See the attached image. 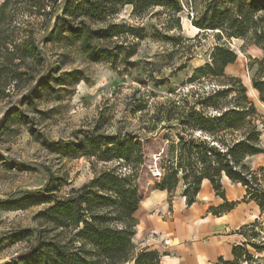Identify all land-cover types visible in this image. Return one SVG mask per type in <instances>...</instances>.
<instances>
[{"label":"trees","instance_id":"obj_1","mask_svg":"<svg viewBox=\"0 0 264 264\" xmlns=\"http://www.w3.org/2000/svg\"><path fill=\"white\" fill-rule=\"evenodd\" d=\"M127 4L137 16L153 6L181 10L179 0H0V101L29 69L35 73L42 69L45 75L52 72L50 63L44 64L37 53L41 40L79 41L91 61L112 62L121 54L126 60L135 54L134 39L145 37L143 28L114 21L120 7ZM187 4L196 10L191 22L199 29L217 30V38H241L264 50V0H201L199 10L196 0ZM39 31L43 32L41 39L36 38ZM114 38H123L124 43L100 44ZM236 57L224 42L216 44L209 61L195 67L186 81L209 83L208 89L188 90L170 105H161L142 128L151 132L158 123H165L164 127L176 132L172 144L176 150L160 157L162 172L154 188L172 193L182 181L181 196L190 205L203 179L223 197L224 176L240 183L245 188L242 200L254 201L264 213V165L254 168L248 160L264 153V120L241 79L225 73ZM247 68L250 84L264 103V54L252 58ZM34 93V88L29 89L27 100ZM43 145L59 156H86L103 167L64 195L56 194L61 183L49 174L42 188L24 191L12 200L0 199L4 210L45 204L34 216L39 227L20 230L11 237L33 238L32 245L2 264H159L161 254L156 249L138 248L134 242L137 220L133 213L143 198L138 179L148 165L144 138L133 131L105 134L93 128L77 141L60 139ZM234 204L224 200L215 213ZM239 233L245 240L232 245V259L218 257L215 264L260 263L264 221L243 225Z\"/></svg>","mask_w":264,"mask_h":264},{"label":"rangeland","instance_id":"obj_2","mask_svg":"<svg viewBox=\"0 0 264 264\" xmlns=\"http://www.w3.org/2000/svg\"><path fill=\"white\" fill-rule=\"evenodd\" d=\"M181 10L153 6L144 14L131 13V5H123L114 21L133 27H142L145 37L134 39L136 52L124 60L122 54L115 61H91L79 41L38 43L40 57L50 63L52 72L43 74L28 70L16 84L10 86L9 95L0 101V199L12 200L24 191L42 188L49 174L59 178L57 195L66 194L93 178L103 165L86 156L62 157L49 152L44 141H77L86 130L113 134L133 131L144 138L143 150L147 168L138 184L143 198L152 191L161 177L160 157L176 150L175 129L158 123L147 132L153 113L161 105L183 97L188 90L198 91L209 83H187L195 67L209 61L213 47L224 42L237 57L225 68V73L237 76L246 86L247 95L264 120V103L250 84L247 65L252 58H260L264 50L241 38H217V30H203L191 22L196 10L188 0H179ZM201 9V0H196ZM42 31L36 34L41 39ZM130 39V38H129ZM123 38L103 41L113 46L124 43ZM126 43V42H125ZM34 88L30 100L29 89ZM196 97V95H195ZM188 99L192 101L189 95ZM170 100V101H167ZM199 135V132H195ZM264 147V123L261 135ZM250 164L264 165V153L251 156ZM115 163V161L113 162ZM109 163V164H113ZM180 181L168 201L181 195ZM142 198V199H143ZM45 204L21 210L0 208V264L11 262L16 255L26 252L33 238L14 240L12 235L23 229L37 228L34 216ZM138 248L142 246L134 238Z\"/></svg>","mask_w":264,"mask_h":264},{"label":"crops","instance_id":"obj_3","mask_svg":"<svg viewBox=\"0 0 264 264\" xmlns=\"http://www.w3.org/2000/svg\"><path fill=\"white\" fill-rule=\"evenodd\" d=\"M221 184L223 197L203 179L190 205L181 195L169 203L165 191H152L133 213L135 240L156 249L161 254L159 264H215L218 257L232 259V245L245 240L240 227L256 219L264 221V213L254 201L242 200L245 188L240 183L223 176ZM224 200L235 204L215 213ZM260 257L259 264H264V253Z\"/></svg>","mask_w":264,"mask_h":264}]
</instances>
